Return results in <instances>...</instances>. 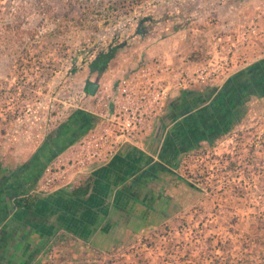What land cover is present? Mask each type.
Wrapping results in <instances>:
<instances>
[{
  "label": "rangeland",
  "instance_id": "rangeland-1",
  "mask_svg": "<svg viewBox=\"0 0 264 264\" xmlns=\"http://www.w3.org/2000/svg\"><path fill=\"white\" fill-rule=\"evenodd\" d=\"M262 5L264 0H0V173L24 164L77 111L78 85L89 75L107 73L105 80L121 66L220 59ZM257 33L264 37V24ZM105 53L106 68L93 70L91 63ZM230 74L181 95L183 106L198 109L213 101ZM242 106L240 124L181 153L163 182L149 183L116 216L123 221L116 219L111 238L67 242L66 248L78 249V264H264V97L248 96ZM168 115L157 140L145 145L154 158L173 126V112ZM158 196L161 203H154Z\"/></svg>",
  "mask_w": 264,
  "mask_h": 264
},
{
  "label": "crops",
  "instance_id": "crops-1",
  "mask_svg": "<svg viewBox=\"0 0 264 264\" xmlns=\"http://www.w3.org/2000/svg\"><path fill=\"white\" fill-rule=\"evenodd\" d=\"M241 9L243 7L238 10ZM250 11L251 8H247V12ZM259 24H264V21H260ZM250 38V41L241 47V54L235 56L234 62L236 63L229 78L264 60V37L257 35ZM236 44L235 41L232 45ZM190 92L189 90L173 91L166 101V103L169 102V109L164 110L166 105L164 106L163 111L155 119L153 134L143 144L122 143L119 151L110 161L104 164H93L84 174L76 176L71 184L59 191L43 195L38 192L46 170L57 156L68 148V145L78 143L84 135L99 124L97 118L91 119L93 126L84 132L83 124H81L83 122L80 121L81 116L74 111L59 126L55 135L44 141L24 164L11 170L8 174L1 172L0 241L7 238L2 235L4 231H12V234L8 241L5 239L4 245H0V264H78V249L66 248L67 242L73 244V241L77 240L93 241L98 238L103 240L111 238L112 231H114L115 226L117 227L116 219L120 221L116 216L121 218L122 212L126 211L125 208H128L132 201L140 198L141 193L144 194V189L148 188L149 183L141 178L142 173L145 172L148 164L153 165L154 162H159V157L154 158L146 150L145 145L148 147L157 140L156 129H158L163 118L171 116L168 115L171 112H173V126L194 113L195 110H189L187 114H182L184 101L181 98L184 95L188 97L186 94ZM211 102L208 101L207 105ZM241 122V120L238 121L239 124ZM164 139L165 137H162V145ZM159 154L160 150L157 156ZM146 156L152 158L153 161L148 163ZM87 177L95 179L90 195L84 199L72 196V186ZM162 177L163 174L160 179ZM160 179L157 180L156 178L155 181L159 182ZM163 180L161 179L162 182ZM11 190H22L24 193L39 195L40 201L37 207L33 211L14 208V197L8 194ZM146 198L148 195L145 196V200ZM153 200L154 203H161L162 197H153ZM7 224L10 227H6ZM82 227L91 232V236H83ZM78 230L80 231L79 234ZM57 243L63 247L56 248ZM60 255L63 256V259L58 262ZM72 257L74 262L73 259L71 260Z\"/></svg>",
  "mask_w": 264,
  "mask_h": 264
},
{
  "label": "built area",
  "instance_id": "built-area-1",
  "mask_svg": "<svg viewBox=\"0 0 264 264\" xmlns=\"http://www.w3.org/2000/svg\"><path fill=\"white\" fill-rule=\"evenodd\" d=\"M263 18L264 5L246 25L237 44L217 60L186 61L177 67L157 60L128 69L121 66L109 72L105 80L107 73L97 79L89 75L78 85L73 108L95 116L99 124L57 156L46 170L38 192L50 194L65 188L93 164L110 161L124 142L143 144L153 134L155 119L171 92L209 86L227 76L241 47L251 36L258 35V23ZM88 82L98 83L95 95L88 92Z\"/></svg>",
  "mask_w": 264,
  "mask_h": 264
},
{
  "label": "trees",
  "instance_id": "trees-1",
  "mask_svg": "<svg viewBox=\"0 0 264 264\" xmlns=\"http://www.w3.org/2000/svg\"><path fill=\"white\" fill-rule=\"evenodd\" d=\"M109 59L110 53L100 55L91 63V68L101 72L106 68ZM251 95L264 97V60L229 78L211 104L198 109L197 107H191V105L182 106V114H187L189 110L195 111L172 126L161 147L158 156L159 162H154L153 165L148 164L141 178L150 183L155 181L156 178L157 180L160 179L162 174H171L173 172L172 168L175 169L178 165L176 161L181 153L197 147L201 141L212 143L214 139L231 130L243 116L241 108L245 98ZM75 112L81 116L80 121L83 122L81 124H83L84 132L90 130L93 126L91 119L95 116L81 110ZM146 158L148 163L151 160L153 161L149 156H146ZM94 182L95 179L93 177H87L77 182L71 188V195L78 199L86 198L90 195ZM8 194L14 197L13 207L20 210L33 211L40 201L39 195L24 193L22 190H11ZM8 224L5 226L10 227ZM82 229L84 230L83 236H91V232L85 227H82ZM79 233L80 231L78 230ZM11 234L12 231H4L2 235L7 238L2 239L0 245H4L5 239L8 241ZM2 235L1 238H3Z\"/></svg>",
  "mask_w": 264,
  "mask_h": 264
},
{
  "label": "water",
  "instance_id": "water-1",
  "mask_svg": "<svg viewBox=\"0 0 264 264\" xmlns=\"http://www.w3.org/2000/svg\"><path fill=\"white\" fill-rule=\"evenodd\" d=\"M98 87L99 85L97 82H88L87 90L91 95H95Z\"/></svg>",
  "mask_w": 264,
  "mask_h": 264
}]
</instances>
